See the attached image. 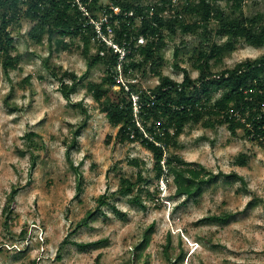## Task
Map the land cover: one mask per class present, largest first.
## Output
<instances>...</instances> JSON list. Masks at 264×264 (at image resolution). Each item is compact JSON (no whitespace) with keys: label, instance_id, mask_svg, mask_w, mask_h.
I'll list each match as a JSON object with an SVG mask.
<instances>
[{"label":"rangeland","instance_id":"obj_1","mask_svg":"<svg viewBox=\"0 0 264 264\" xmlns=\"http://www.w3.org/2000/svg\"><path fill=\"white\" fill-rule=\"evenodd\" d=\"M151 3L144 0V4ZM243 11L247 17L264 13V0H245ZM33 24L24 20L22 28L13 30V53L23 55L19 68L6 77L0 62V264H127L151 225L137 264H170L167 256L174 262L181 250L184 261L176 264H264V147L247 140L241 129L233 135L226 126L214 131L188 125L171 152L214 174L235 171L245 184L239 178L221 176L194 200L174 197L173 185L152 178L143 195L159 189L162 199L147 198L145 209L111 195L121 176L138 170L130 163L133 158L153 177L152 154L137 143L121 142L118 129L87 93L84 84L100 81L106 66L90 67L81 45L74 51L54 52L45 65L49 43H36L27 35ZM178 44L181 49L176 57L174 45ZM97 45L93 43L92 53ZM199 49L200 38L195 35L168 39L161 50L164 74L182 82L187 71L197 85L199 71L194 62ZM263 54L264 47L242 41L224 60L227 67H234ZM48 66L60 73L87 74L72 95V103L59 91ZM134 73L139 89L150 90L158 84L159 78L150 70ZM29 74L31 82L24 81ZM80 100L88 106L89 119L71 154L82 177V191L76 196L78 175L66 158V148L83 118L75 105ZM28 132L40 138L36 135L30 141ZM37 140L42 148L34 150L31 144ZM242 153L248 155L244 167L234 163ZM31 154L36 156L34 167ZM104 193L110 194L121 213L109 206L97 209L98 197ZM88 211L95 212L93 217L86 226H79ZM221 212L232 213L227 222L210 218Z\"/></svg>","mask_w":264,"mask_h":264},{"label":"trees","instance_id":"obj_2","mask_svg":"<svg viewBox=\"0 0 264 264\" xmlns=\"http://www.w3.org/2000/svg\"><path fill=\"white\" fill-rule=\"evenodd\" d=\"M98 1L95 0L90 8L94 16L98 10ZM115 1L123 11L133 9L135 12L134 16L122 18L115 24L116 41L125 50H131L126 54L127 61L122 64L123 75L129 79V91L124 87L114 90L119 74V54L109 49H106L105 55L100 54L104 46L94 38L92 27L72 0H0V62L5 76L9 77L11 71L19 68L23 59L22 54L13 53V30L15 27L22 28L23 21L29 19L34 24L27 35L36 43H43L45 40L49 43L50 54L44 59L45 65L54 52L74 51L80 45L81 53L90 67L104 64L106 75L100 81L88 80L84 84L87 93L96 103L98 111L106 116L112 127L118 129L117 138L121 142L141 145L151 152L154 161V176L150 177V170H144L137 158L131 159L130 163L138 167V170L131 175L121 176L116 192L111 195L124 197L142 209L147 208V198L158 201L162 199L159 189L147 192L146 197L143 195L152 178L164 179L168 186L173 185L174 197L194 200L204 194L206 185L219 181L221 176L239 178L245 184L244 177L235 171L214 174L204 165L187 161L170 149L178 146V138L188 125H202L214 131L226 126L233 135L241 129L247 140L264 147V54L259 58L241 61L234 67H227L224 60L242 41L255 48L264 47V13L244 16L245 0H157L153 5L144 4V0ZM223 2L225 6L222 5ZM166 9H170L169 14L165 13ZM140 16H143L141 23L138 22ZM140 34L146 37L144 45H137ZM179 35H195L200 38V49L194 62L199 71L197 85L193 84L194 81L185 70L182 82L165 75L162 70L161 50L168 39H176ZM80 41L82 44H78ZM93 43L98 44L94 53L91 52ZM174 47V54L178 57L181 46L178 44ZM48 69L59 82V91L69 102L82 80L88 77L87 74L80 76L69 70L60 73L49 66ZM147 70L159 78L158 84L150 90L139 89L131 81L137 76L134 72L145 73ZM24 81L31 82L30 74ZM219 90L220 94L214 97L212 92ZM133 93L139 94L140 101L143 102L138 114L134 113ZM152 97L155 103L147 105ZM75 105L81 108L83 118L66 148V158L78 175L76 196H79L82 177L78 166L73 164L71 154L78 143L77 138L87 125L89 110L83 100ZM27 135L30 141H34L36 135L40 138L36 132H28ZM31 145L34 150L42 148L38 140ZM31 158L34 167L35 154H31ZM234 163L246 166L248 155L240 154ZM15 192L16 188L7 200L9 204L13 201ZM104 206H109L115 213H121L110 194L104 193L98 197L97 209L101 210ZM94 213L88 211L79 226H86ZM231 215V212H221L210 218L227 222ZM152 228L153 225L148 227L132 257L126 261L127 264H137L139 253L148 243ZM167 238L170 245V233ZM184 257L182 250L174 262L167 256L170 264L181 263Z\"/></svg>","mask_w":264,"mask_h":264},{"label":"built area","instance_id":"obj_3","mask_svg":"<svg viewBox=\"0 0 264 264\" xmlns=\"http://www.w3.org/2000/svg\"><path fill=\"white\" fill-rule=\"evenodd\" d=\"M73 5L81 12L82 17H84L85 21L92 27L93 32L95 33L94 38L102 45L104 48L100 50L101 55H105L107 52L106 49L113 50L114 53H118L119 63L118 70L119 74L117 77V82L114 86V89L119 90L121 87H124L127 91H129V86L127 85V80L123 75V62L126 60L127 52L119 42L115 39V24H118L122 18L127 19V17L134 16V10L130 9L128 11H123L121 6L115 0H107L103 2L101 0L98 1L97 4V13L96 16L91 12V6L94 5L95 0H72ZM100 6V8H99ZM170 9H166L165 13L169 14ZM143 16H140L138 22L141 23ZM146 43V37L144 34L138 35L137 45H144ZM127 61V60H126ZM132 82L136 83L138 81L136 78H132ZM134 113L138 114L143 105V102L140 101L139 94H132ZM155 100L149 101L147 105H153ZM164 181L161 182V184Z\"/></svg>","mask_w":264,"mask_h":264},{"label":"clouds","instance_id":"obj_4","mask_svg":"<svg viewBox=\"0 0 264 264\" xmlns=\"http://www.w3.org/2000/svg\"><path fill=\"white\" fill-rule=\"evenodd\" d=\"M157 2V0H153V3H156ZM153 3H151V5H153ZM153 11L151 10V13H152ZM114 90H116V89H114ZM162 181H164V179H161ZM168 186V185H167Z\"/></svg>","mask_w":264,"mask_h":264}]
</instances>
